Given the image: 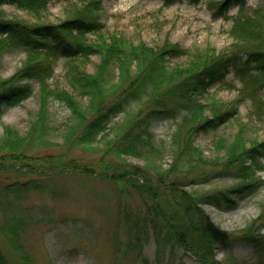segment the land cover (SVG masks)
<instances>
[{"label":"trees","instance_id":"1","mask_svg":"<svg viewBox=\"0 0 264 264\" xmlns=\"http://www.w3.org/2000/svg\"><path fill=\"white\" fill-rule=\"evenodd\" d=\"M51 0H0L35 16L44 12ZM216 15L231 3L240 6L233 18L234 42L217 51L211 46L188 50L165 40L158 46L135 43L106 31L101 21V0H77L59 23H27L0 16V65L5 53L27 52L25 63L7 79L0 78V118L5 105H17L33 95L31 81L38 84V106L27 131L7 126L0 137L1 232L14 249L23 253L19 236L40 222L30 207L19 199L31 190L44 191L54 177H96L112 183L122 200L118 214L130 241L126 247L143 264V247L153 238L157 264L163 251L183 248L199 264H224L215 257L217 245L251 243L264 262V206L259 220L238 234L216 226L205 204L220 206L234 202L233 193H251L264 185L256 171L264 169V140L248 143L240 131L223 147L224 155L209 158L194 143L200 132L214 130L237 114L247 97L258 109L264 98V1L247 9L244 0L210 1ZM93 57L97 58L94 62ZM185 57L184 63L170 66V59ZM66 60L63 88L53 85L54 61ZM89 65H93L91 71ZM233 71L242 88L229 104L202 103L199 97L216 83L223 84ZM52 103L68 111L55 124ZM128 113L124 121L109 126L114 117ZM183 113V123L173 137L172 162L168 167L151 165L152 123ZM58 147L63 150L58 152ZM82 149L98 154L94 161L70 157ZM126 158L144 159V166ZM212 176H232L240 184L233 190L195 195L187 184L205 183ZM140 201L135 208L130 201ZM118 249L119 246H118ZM119 252V251H118ZM0 264H7L2 255Z\"/></svg>","mask_w":264,"mask_h":264},{"label":"rangeland","instance_id":"2","mask_svg":"<svg viewBox=\"0 0 264 264\" xmlns=\"http://www.w3.org/2000/svg\"><path fill=\"white\" fill-rule=\"evenodd\" d=\"M76 0H51L47 10L40 16L19 9L14 5H0V16L27 23H59L67 16V10ZM209 0H103L102 21L109 33L124 35L133 42L144 41L157 46L166 39L183 48H205L210 45L218 51L233 42L232 17L237 15L239 6L232 3L223 16H215L208 5ZM248 7L256 8L263 0H245ZM27 52L16 49L7 52L0 65V78L7 79L26 61ZM94 62L97 59L93 57ZM185 57L175 58L170 64L184 62ZM55 73L50 80L53 85L63 88L66 82V60L54 62ZM91 71L94 70L90 65ZM34 94L17 105L4 108L0 119V137L6 126H13L25 133L33 112L38 106V84L31 82ZM241 84L234 74H230L224 84H217L200 97L205 103L217 100L228 104L238 96ZM264 98V90L257 93ZM53 123L58 124L67 117L68 111L60 103H52ZM127 115L113 119L112 125L122 122ZM181 119H159L152 125L154 134L153 154L149 157L154 167H168L172 162L169 152L172 136ZM243 130L248 139H264V109L255 108L254 101L247 98L239 105V113L217 130L199 133L194 137L196 146L204 150L206 156L223 155V145L232 141L236 133ZM56 150L61 152L63 148ZM82 162L94 161L98 154L76 149L70 153ZM143 166L141 158H126ZM264 178V171L258 173ZM238 180L213 178L206 184H188L186 188L195 194L234 187ZM235 206L224 208L207 205L211 219L223 230L237 232L256 220L264 206V187L253 194L235 196ZM19 203L30 207L41 222L30 225L20 236L19 242L24 253L31 260L22 259L23 253L14 249L8 238L1 232L3 212L0 210V254L8 264H143L135 254L126 248L130 237L118 209L122 203L115 186L96 177H55L50 179L49 189L32 190L19 199ZM140 201H130L132 207ZM264 232V229H263ZM118 246L120 249H118ZM119 251V252H118ZM217 257L227 264H263L256 249L250 244L237 245L229 252L223 247L217 249ZM167 255L162 264H197L191 256L178 249ZM144 255L150 264H156V247L153 241L144 247ZM233 257V259H229ZM229 257V258H228Z\"/></svg>","mask_w":264,"mask_h":264}]
</instances>
